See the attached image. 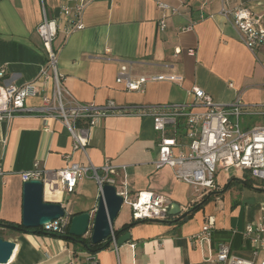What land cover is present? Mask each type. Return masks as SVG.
Segmentation results:
<instances>
[{
  "label": "crops",
  "instance_id": "crops-1",
  "mask_svg": "<svg viewBox=\"0 0 264 264\" xmlns=\"http://www.w3.org/2000/svg\"><path fill=\"white\" fill-rule=\"evenodd\" d=\"M74 2L0 0V70L4 71L0 82L22 85L38 78L46 55L36 27L44 9L47 17L59 24L53 46L58 54L61 85L80 104L99 106L113 101L122 109L179 104L188 101L187 91L194 87L221 104L231 103L239 95L244 106L242 117L255 115L250 109L264 104V53L253 54L240 42L232 22L219 15L220 0H89L81 16L83 29L67 34L60 7H72ZM157 2L177 9L167 18L164 32L157 28L161 17ZM231 5L252 7L264 14V0H234ZM192 22L191 30H182ZM189 50L194 56L187 55ZM121 65L128 66L132 79L175 76L181 80L148 82L142 92H127L123 84L115 82ZM52 86L50 79L39 82L38 96L28 98L26 106L41 107V96L50 95ZM241 125L247 129L245 122ZM156 138L150 117L112 115L89 129L84 150H75L66 128L51 117L32 113L17 115L8 123L0 121V223L20 224V174L30 170L35 161L49 171L43 182V201L59 203L65 218L93 213L99 196L91 179L81 180L71 194L60 190L56 172L67 161L94 167L104 163L124 166V170L117 171L118 177L125 174L131 195L152 192L177 203L181 214L188 212L204 195L193 199L191 187L176 180L169 168L153 167ZM232 178L219 173V191ZM225 191L184 220L168 216L165 220L133 224L129 209L121 216L118 213L113 231L124 225L131 227L127 230L130 241L117 250L110 244L90 253L64 239L65 233L0 228V238L15 244L7 264H88L90 256L95 264H209L205 259L220 243L228 244L234 255L248 257L249 244L241 234L246 224L258 222L264 214V194L243 189L240 197L245 206L233 201L221 210L213 208L216 213L210 212L211 203L219 198L223 201ZM244 210L247 222L241 229L233 228V218ZM256 212L260 214L256 222H248ZM209 217L214 220L210 243L191 240L201 233Z\"/></svg>",
  "mask_w": 264,
  "mask_h": 264
},
{
  "label": "built area",
  "instance_id": "built-area-1",
  "mask_svg": "<svg viewBox=\"0 0 264 264\" xmlns=\"http://www.w3.org/2000/svg\"><path fill=\"white\" fill-rule=\"evenodd\" d=\"M233 1L220 0L219 15L232 22L240 42L247 50L253 54L260 51L264 53V14L255 12L252 7L231 5ZM88 4L89 0H75L72 7L62 4L61 20L66 23L64 31L67 34L83 29L81 16ZM157 8L161 11L157 28L159 32H164L167 28V18L175 14L177 9L161 2H157ZM193 24L190 23L182 30H191ZM58 27L57 20L48 18L42 9V18L36 27V34L46 55L45 63L34 81L22 85L0 82V121L8 123L17 115L32 113L51 117L60 121L66 128L72 139L73 149L84 150L89 139V129L101 118L112 115L150 117L157 135V157L153 161V167L156 170L169 168L176 180L190 186L195 193L203 196L218 191L217 175L221 173L229 179L230 171L233 177L236 173H247L251 178L264 182V126L245 130L241 127L244 106L239 95L231 103L221 104L194 87L187 91L188 101L179 104L128 109L118 108L113 101L99 106L80 104L61 85L62 76L57 70L58 54L53 46ZM187 55L194 56V51H187ZM128 70L127 65H121L115 79L117 84H123L127 92H142L143 86L148 82L181 80L175 76H145L132 79ZM3 73L4 71L0 70V77H3ZM48 79L53 84L51 94L41 96V107L28 108L25 101L38 96V83ZM124 168L108 163L94 167L92 164L80 165L67 161L56 175L60 190L67 194L73 193L83 179L93 180L99 195L103 185L114 186L117 195L122 197V206H127L134 222L167 219L170 201L152 192L131 195L125 182V174L118 177L117 171ZM48 172L35 161L30 170L20 174V179L22 182L40 180L43 184ZM0 176H3L1 168ZM69 220L60 218L42 226L41 230L49 234H63ZM213 224V218L209 217L201 233L193 236L191 240H197L199 244L210 243ZM241 235L249 244L248 257L236 256L228 244L220 243L215 253L209 252L205 262L257 264L259 260L258 264H264V214L258 222L246 224ZM111 245L117 250L113 234ZM88 262L95 264L92 256Z\"/></svg>",
  "mask_w": 264,
  "mask_h": 264
},
{
  "label": "water",
  "instance_id": "water-1",
  "mask_svg": "<svg viewBox=\"0 0 264 264\" xmlns=\"http://www.w3.org/2000/svg\"><path fill=\"white\" fill-rule=\"evenodd\" d=\"M236 181L242 182L235 178ZM122 197L117 195L115 187L105 184L98 196L97 206L93 213L73 215L68 223V231L64 239L82 244L81 238L89 237L93 245L105 242L104 247L112 243L113 223L122 207ZM188 212L180 213L177 203H171L168 216L177 220L184 218ZM66 213L59 203L43 201V184L40 180H30L22 184V212L20 225L24 230L37 229L42 226L64 218ZM0 228L17 230L16 226H3ZM114 236L116 246H122L130 241V235L125 232ZM15 244L0 238V264H7L10 260Z\"/></svg>",
  "mask_w": 264,
  "mask_h": 264
},
{
  "label": "rangeland",
  "instance_id": "rangeland-1",
  "mask_svg": "<svg viewBox=\"0 0 264 264\" xmlns=\"http://www.w3.org/2000/svg\"><path fill=\"white\" fill-rule=\"evenodd\" d=\"M260 105H263V107H261ZM249 112L255 113L256 115L253 116H249V117H241L242 122L246 123L247 129H250L254 126H264V104H257L255 106H253V108L250 109ZM263 112V113H260ZM242 124V123H241ZM242 127V125H241ZM244 130L246 128L242 127ZM232 171H230V175L232 176ZM237 176H235L234 178H238L240 179L242 182L236 181L234 180L233 182H231V186L229 187V189H227V191H225V193H223V201L219 198V200H215V203H211V205L209 206V210L210 212L212 211L213 213H216L213 211V208L215 211L221 210L224 206H226V203L228 202H233V201H237V203L242 202V199L240 197V191L243 189H249L255 193H260V194H264V182H261L257 179L251 178L250 175H248L247 173H236ZM244 182H248V184L250 186H244ZM192 189V188H191ZM193 190V189H192ZM261 190V191H260ZM194 192V191H193ZM193 199L197 198L199 196V194L197 193H193ZM214 202V200L212 201ZM242 206H245L243 204H241ZM245 211V210H244ZM247 211V210H246ZM243 212V214L237 215L235 218H233L232 220V227L233 228H242L244 221H245V217L247 216V212ZM122 213H128V208L127 206L123 205L119 211V215L121 216ZM252 211L250 210V214L252 215ZM260 216L259 213H254L253 216L250 217V220H248V222H256L257 218ZM247 222V221H245ZM259 262V260H258ZM257 262V264H258Z\"/></svg>",
  "mask_w": 264,
  "mask_h": 264
},
{
  "label": "trees",
  "instance_id": "trees-1",
  "mask_svg": "<svg viewBox=\"0 0 264 264\" xmlns=\"http://www.w3.org/2000/svg\"><path fill=\"white\" fill-rule=\"evenodd\" d=\"M232 180H235L234 178H232V179H230V181L219 191H213V192H209V193H207L206 195H204L201 199H200V201L198 202V203H196V204H194L192 207H191V209L188 211V213H187V215L184 217V218H182L183 220L184 219H186V218H190L191 217V214L193 213V211H195V210H198V209H200L207 201H209L210 199H212V197H214L215 195H218V194H220L221 192H223V191H225L226 189H227V187L226 186H229V183L232 181ZM244 186H250L249 184H248V182H244ZM261 191V190H260ZM182 220V221H183ZM70 221V220H69ZM135 223H137V222H134L133 221V224H135ZM3 225V226H16V227H18L19 229H17V231H20V232H33V233H36V234H42V233H44V232H42V230H41V228H37V229H27V230H24L22 227H21V225L20 224H16V225H13V224H3V223H0V225ZM131 227V225H124L121 229H119V230H114L113 231V234L115 235V236H119V235H121V234H123V233H125V232H127V230L129 229ZM67 231H68V225L65 227V235L67 234ZM47 234H49V233H47ZM64 235V236H65ZM81 240H82V244H79V243H76V242H74L75 243V245L77 246V247H79V248H81V249H85V250H87L88 252H90V253H96L97 251H99V250H102V249H105V248H107L108 246H106V247H104V245H105V242H103V243H100V244H96V245H93L92 243H91V241H90V239H89V237L87 236V237H85V238H81Z\"/></svg>",
  "mask_w": 264,
  "mask_h": 264
}]
</instances>
